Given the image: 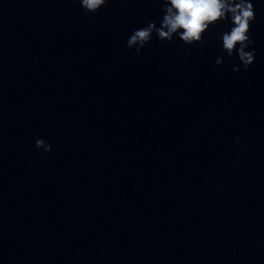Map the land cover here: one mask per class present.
<instances>
[{
    "label": "water",
    "instance_id": "obj_1",
    "mask_svg": "<svg viewBox=\"0 0 264 264\" xmlns=\"http://www.w3.org/2000/svg\"><path fill=\"white\" fill-rule=\"evenodd\" d=\"M253 3L256 59L233 72L223 25L128 49L159 0H0V264H264Z\"/></svg>",
    "mask_w": 264,
    "mask_h": 264
},
{
    "label": "clouds",
    "instance_id": "obj_2",
    "mask_svg": "<svg viewBox=\"0 0 264 264\" xmlns=\"http://www.w3.org/2000/svg\"><path fill=\"white\" fill-rule=\"evenodd\" d=\"M73 3L85 15H94L106 7L108 0H73ZM159 5L157 21L150 20L128 35L126 47L135 46L137 56L154 36L161 43L171 44L178 39L184 46L192 47L204 43L209 32L223 25L218 33L219 46L227 58L238 61L232 71H248L254 64L256 52L251 30L256 22V9L253 0H159ZM214 63L219 66L222 61L216 58ZM234 143H240L238 137ZM34 145L47 153L52 151V146L41 138Z\"/></svg>",
    "mask_w": 264,
    "mask_h": 264
}]
</instances>
